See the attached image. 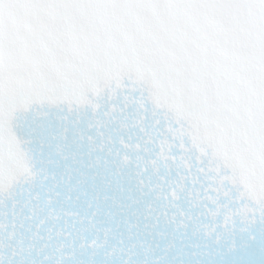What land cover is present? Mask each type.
<instances>
[{"label":"snow or ice","instance_id":"snow-or-ice-1","mask_svg":"<svg viewBox=\"0 0 264 264\" xmlns=\"http://www.w3.org/2000/svg\"><path fill=\"white\" fill-rule=\"evenodd\" d=\"M0 264H264V0H0Z\"/></svg>","mask_w":264,"mask_h":264}]
</instances>
